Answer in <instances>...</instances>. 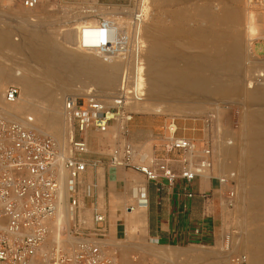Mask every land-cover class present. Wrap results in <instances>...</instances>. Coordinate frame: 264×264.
<instances>
[{
    "label": "built area",
    "instance_id": "obj_1",
    "mask_svg": "<svg viewBox=\"0 0 264 264\" xmlns=\"http://www.w3.org/2000/svg\"><path fill=\"white\" fill-rule=\"evenodd\" d=\"M264 3V0H260ZM145 0H136L130 19V29L118 30L109 23L98 30V47L116 52L126 66L118 87L109 100L91 91L87 98L68 97L64 102V116L68 136L64 147L53 138L37 134L30 128L32 117L13 120L0 117V264H33L52 233V224L62 203V172L66 175V204L73 210L74 219L67 227L66 239L61 246L48 247L47 264H121L116 250L107 240V222L102 213H94L90 227L77 216L80 209L82 177L89 167L103 163L138 173L147 182L172 187L182 182L187 198L194 193L193 182L212 179L215 153L208 139L201 142L178 134L174 117H168L162 127L159 144L150 155H141L125 141L112 149L106 160H88V135L106 133L117 125L126 135L127 124L134 113L129 107L145 98L144 42L142 27L146 20ZM37 0H25L27 9L36 7ZM20 96L18 86L10 85L4 91V102L13 104ZM210 121V120H209ZM218 125L217 139L220 138ZM219 134V135H218ZM217 195L225 207H233L237 196L236 172L215 177ZM147 204L141 187L137 195ZM198 233V231H195ZM224 252L231 249L230 237H224ZM44 250V249H43ZM227 264H249L242 252L230 254Z\"/></svg>",
    "mask_w": 264,
    "mask_h": 264
},
{
    "label": "bare ground",
    "instance_id": "obj_2",
    "mask_svg": "<svg viewBox=\"0 0 264 264\" xmlns=\"http://www.w3.org/2000/svg\"><path fill=\"white\" fill-rule=\"evenodd\" d=\"M231 1L226 0L227 3L224 6L222 5V8L220 7L219 12H215L210 8L198 7L199 9H194L196 10L195 15L197 12L200 16L198 17L202 18L209 26L194 32L187 28L182 29L180 31V38L175 39L172 43L167 42L165 39L169 35H177L175 30L166 31L158 24L150 26L144 23L142 37L144 38L145 36L149 41V46L146 49L145 98L143 103L139 105L135 104L131 106V109L134 107L135 110L139 108L141 112L151 110L154 113H161L162 109L150 105V100L165 98L167 100L172 99L173 101H187L186 99L189 97L190 99L193 95L197 97V94L200 95V93L210 94L212 92L214 95L222 93L226 96H233L236 99L242 96V91L230 87L224 82V72L231 70L238 73L243 63V50H241L238 44L240 40L239 33H243L239 32L230 36L219 29L223 25L230 23L238 24L240 21V12L229 5ZM58 34V30L55 34H49L43 30H32L18 43H13L10 33L6 30H0V85L1 82L5 81V84H13L20 89V96L13 104H6L4 97L2 98V94L0 93V117L13 120L22 117V114H34L36 117L35 119L32 118L33 122L30 128L39 135L53 138L61 147H64L65 136L68 134V126L63 108L66 99L65 92L69 89H66L65 86L69 78L82 77L95 87V91L86 88L84 90L85 96H81L82 98H87L91 91L99 94L112 88V86H116L117 82L119 83L121 59L118 57L119 54H117L119 51L109 52L100 49L98 44H94L95 42L93 41L82 42L81 35L67 33L63 35L64 39H61L58 38ZM97 34H93L94 38ZM251 41V38L248 39V45H251ZM250 50L251 47H249ZM143 60H145L144 51ZM207 72L208 75L205 74ZM214 84L213 88L210 87ZM252 88L246 97L249 108L244 113L242 119V126L245 131L241 135V145L239 148L230 147L229 145V147L227 145L222 147L220 157L224 161L230 160L227 169L236 172L237 192L241 191L243 195L249 196L248 202L239 207L243 213L242 215L245 216L244 213L251 211L254 214V222L263 223L264 85L258 84L257 86H252ZM205 98L204 100H206ZM184 108L186 109L187 107L185 106ZM26 117L29 116L26 115ZM115 130H118L117 125H114L106 134H103L105 136H113ZM116 136H118V131ZM236 156L239 162L234 167L233 161ZM61 180V197L63 201L58 208L52 224V243L56 247L61 246L63 242L60 240L61 226H68L69 221L73 220L74 216L73 210L70 211L66 204L67 189L64 182L66 180L64 172L61 174ZM246 184H248L247 189V186L245 187ZM134 196H136L134 198L135 204L131 207L130 213L132 219H137L140 217L141 212L139 210L141 207L137 205L144 208L146 205L139 194L137 195L136 193L135 195L134 193ZM240 200L242 201L241 197L236 196L235 205ZM117 215V209L112 201V220H115ZM243 224L244 221L241 224L239 223V225L244 226ZM254 225L257 227L256 224ZM236 245L243 250H241L242 253L245 252L249 264H264V226L259 227L253 233L247 232V234L242 235L239 239L232 236L230 238V246L234 249ZM43 249L46 248L43 247ZM221 249L223 250L222 246ZM241 251L233 250V252ZM152 253L156 257V260L162 264H175L177 261H171L172 259L181 260L182 258L179 253L168 248L155 249ZM225 254L224 252L223 256ZM190 261L191 263L189 264H201V259L197 257Z\"/></svg>",
    "mask_w": 264,
    "mask_h": 264
},
{
    "label": "rangeland",
    "instance_id": "obj_3",
    "mask_svg": "<svg viewBox=\"0 0 264 264\" xmlns=\"http://www.w3.org/2000/svg\"><path fill=\"white\" fill-rule=\"evenodd\" d=\"M24 1L25 0H0V30L8 31L13 43H18L23 37L27 36L28 32L32 30H43L49 34H55L58 30V38L64 39L63 35L67 33L76 34L82 36V42L93 41L95 42L94 44H98V34L95 38L93 34L96 35V33H98V30L101 28V24L109 23L111 25L109 28H113L115 33L121 29H125L126 31L127 27L129 30L131 26L129 25V21L136 6V0H37L36 7L27 9L24 6ZM145 2V8L147 7L145 9V11H147L145 25L149 24L151 26L153 24H158L163 30H175L177 32V35H169L168 38L165 39L169 43H172L175 39L180 38V31L182 29L187 28L194 32L209 26L202 18H199L200 16L197 12L195 15V11L199 9L198 7L210 8L215 12H219L222 5L224 6V4L227 3L226 0H150V2L148 0ZM229 5L236 10L238 9L237 11L240 12V21L238 24L230 23L223 25L219 27V29L230 36L239 32L243 33H239L240 40L238 41L241 50H243V63L241 65V70L238 73L231 70H228L230 72H224V82L228 86L242 91V96L236 99L233 96H226L222 93L214 95V93L211 92L212 94L200 93L201 96L197 94V97H195L196 95H193L191 96V99L190 97L188 98L189 100L186 99L188 102L173 101L172 99L167 100L165 98L150 100V105L162 109L161 113H154L151 110L141 112V110L139 111V108L135 110L134 107L131 109L130 106L131 110H129L134 113V116L126 126V135L121 134L118 128V130H115V134L113 135L117 138L110 136L109 141H106L102 145H97L91 138L88 139L89 154L85 157L86 159L96 160V156L99 155L105 157L103 159L106 160L112 149L125 141L133 145L137 152L141 155H150L151 151L160 143L159 139L166 118L174 117L178 128V134L198 140L200 142L198 144V150L201 148V142H203L204 139L209 140V143L212 145V149L215 153L214 168L209 175V177H212V180H215V177L220 174L234 171H229V169H227L230 164V160H221L220 152L222 147L226 145L227 147H240L242 142L240 141L241 135L245 131L242 126V119L244 113L249 108L246 100L247 94L253 89L252 86L254 87L258 84L264 85V3L260 0H232ZM250 38L252 39L250 42L251 45H248V39ZM143 39L145 42V67L147 56L146 49L149 46V41L145 36ZM249 47H251L250 51ZM125 66L126 63H124L121 59L119 75ZM205 74L208 75V72ZM213 74L215 75V73ZM5 83L6 82L3 81L0 85L2 98L4 96L5 89L8 86L13 85H7ZM118 84L119 83L117 82L116 86H112V88H109L101 92L102 94L99 93L97 95L104 100H109L112 97V94L115 93ZM212 86H215V84L210 87ZM65 88H69L67 92H65L66 99L73 96H85L84 90L86 88L93 89L95 91V87L91 85L88 80H84L82 77L69 78ZM202 96L206 97V100H204V97ZM200 99L203 101H200ZM143 102L144 101L141 103ZM185 106L187 107L186 109L184 108ZM147 108L150 109L149 106H147ZM22 115L23 116L21 118H25L26 115L34 119L36 117V115L30 113ZM217 125L220 127L218 132H221L220 138L218 136V139L217 130L214 129ZM113 127L114 126H112V128ZM117 131L118 136H116ZM67 136H65V143ZM237 162H239V159L236 156L233 161L234 167L238 165L236 164ZM126 171L132 172L129 170ZM204 179L208 180L207 177ZM139 182L140 184L143 183L141 179ZM245 187L247 189L248 184H246ZM84 191L86 193L84 194L86 199H93V193L90 192L89 195L87 187H85ZM239 196L243 202L240 200L236 205L234 204L236 207L233 205V207L225 208L224 200H221L220 198L214 201L213 206L216 213V241L213 244L193 245L191 247H187L185 251H175L181 255L182 261L180 259H172L171 261H177L175 264H189L191 263V259L197 257L201 259V264H226L230 254L233 253V250L241 251L242 249H240L239 246L236 245V248L234 249L231 246V249L228 252H225L226 254L223 256L224 252L222 249L221 251L220 248L224 241V237L226 236L232 238L233 236L235 238L238 237L239 239V237L247 234V232L253 233L255 230H258L259 227H263L264 222H254V214L251 211L244 213L245 216L242 215L243 213L239 207H242L248 202L249 196L243 195V192L241 191L237 192V197ZM209 198L212 199V197ZM117 205L118 210L121 212L126 208L123 203H118ZM104 206L106 210H108V203ZM90 212H88L85 216L82 212H77L76 216L85 220L88 227H90L92 217ZM106 216L108 222L110 223L108 213H106ZM243 221L244 226L239 225V223L241 224ZM123 222V220L118 221L116 227L111 225L109 236L107 234V240L116 250L120 263L162 264L160 261L156 260V257H154L152 252L155 249H163L165 247L151 246V244L146 242L144 238V229L141 230V224L138 228L133 227L131 230H126L127 228H130V225H127L126 223V225H124ZM253 223L256 224L257 227ZM245 227H248L249 230ZM65 228L67 227H63V229L60 230L61 241L66 239V232L68 228ZM52 237L53 233L50 234L48 242L45 245L46 249H42L41 253L35 257L36 260L34 261V264H46L48 247L54 245L52 243Z\"/></svg>",
    "mask_w": 264,
    "mask_h": 264
},
{
    "label": "crops",
    "instance_id": "obj_4",
    "mask_svg": "<svg viewBox=\"0 0 264 264\" xmlns=\"http://www.w3.org/2000/svg\"><path fill=\"white\" fill-rule=\"evenodd\" d=\"M110 136L112 135L105 136L91 132L88 139L91 138L97 145H102L109 141ZM96 157L98 160L105 158L99 155ZM126 170L106 163L89 167L79 187L81 194L79 212H82L84 216L90 211L91 215L102 213L106 218L108 236L111 225L116 227L120 220L124 221V225H130V228L126 230L138 228L141 224L146 242L178 252L185 251L187 247L193 245H211L216 241V213L213 206L214 201L219 199L216 193L218 188L216 180L199 179L193 182L189 185V189L194 196L187 198L182 192L183 184L180 180H177L172 187L160 186L147 182L138 173ZM140 179L143 185L140 184ZM85 187L88 188L89 195L90 192L93 193V199L85 198ZM139 187L146 194L147 204L145 208L137 205L142 210L139 208L140 217L135 220L132 219L130 209L135 204L134 193L136 195ZM112 201L116 207L118 203L126 206L122 212L117 207L118 215L115 220L111 218ZM106 203H108V210L104 206ZM106 213L111 224L107 220ZM86 227L88 228L87 224Z\"/></svg>",
    "mask_w": 264,
    "mask_h": 264
}]
</instances>
